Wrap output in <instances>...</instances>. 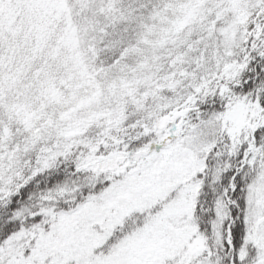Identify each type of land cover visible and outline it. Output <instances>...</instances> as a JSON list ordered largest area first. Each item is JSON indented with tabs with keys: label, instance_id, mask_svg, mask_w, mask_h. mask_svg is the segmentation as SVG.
Instances as JSON below:
<instances>
[{
	"label": "snow or ice",
	"instance_id": "snow-or-ice-1",
	"mask_svg": "<svg viewBox=\"0 0 264 264\" xmlns=\"http://www.w3.org/2000/svg\"><path fill=\"white\" fill-rule=\"evenodd\" d=\"M0 264H264V0H0Z\"/></svg>",
	"mask_w": 264,
	"mask_h": 264
}]
</instances>
